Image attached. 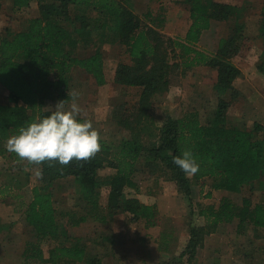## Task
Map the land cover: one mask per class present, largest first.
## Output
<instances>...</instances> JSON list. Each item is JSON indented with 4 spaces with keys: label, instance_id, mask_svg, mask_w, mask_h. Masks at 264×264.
<instances>
[{
    "label": "trees",
    "instance_id": "1",
    "mask_svg": "<svg viewBox=\"0 0 264 264\" xmlns=\"http://www.w3.org/2000/svg\"><path fill=\"white\" fill-rule=\"evenodd\" d=\"M185 4L190 7L191 20L185 37L165 39L154 27L159 18L147 14L145 18L150 27L143 26L122 0H12L15 12L36 8L38 15L29 19L22 31L6 30V36L0 37V86L7 91L10 102L0 104V142L18 134L21 127L38 117L50 115L52 110H45L49 101L71 102L69 94L74 70L84 71L100 87L106 85L101 46L93 54L81 57L79 40L85 44L95 39L100 45L107 42L123 46L130 63L118 65L114 82L120 87L141 89L137 104L130 110L124 109L118 123L131 132L130 138L122 141L119 151L113 153L102 143L100 151L87 160L73 159L68 165L56 161L40 163L42 183L32 189V200L25 211V220L33 228L36 241L25 244L22 264L81 263L84 260L89 264H103L101 259L87 254L80 237L70 238L68 246L51 249L46 257L42 243L60 235L51 189L61 180L73 178L86 202V215L78 220L76 215L71 217L70 224L74 227L89 220L103 222L108 215L110 218L125 215L131 223L144 221L146 229L158 227L160 211L157 205L144 204L125 191L137 188L134 176L142 165L149 173L166 169L179 191L191 197L193 189L189 176L173 163V158L183 151L190 150L200 165L193 175L197 182L206 178L213 180L211 190L240 193L247 186L254 189L253 185L258 184L264 193V124L256 122L251 128L243 129L228 122L231 102L219 99L216 113L207 124H202L196 112L182 118L168 116L158 128L156 142L147 146L141 140V131L151 120L154 95L168 91L174 72L185 73L202 66L214 69L216 90L232 91V98L237 97L232 85L242 72L233 58L246 48L243 10L214 0H185ZM77 8L86 15L72 16V9L76 11ZM90 10L98 15L92 25L88 22ZM261 14L258 30L264 39V6ZM213 21L233 22V27L231 34L220 40L217 52L208 54L197 45ZM65 23L74 25L73 33ZM258 70L264 75V62L258 65ZM13 156L21 160L15 153ZM106 168L115 173L102 179L99 171ZM103 187L109 190L106 213L99 200ZM211 197L210 191L207 198ZM199 216L205 224L190 228L189 240L175 264H192L205 236L215 233L220 225L236 224L239 235H244L248 227L256 231L264 229V202L253 204L250 198H244L239 205L224 197L218 206L202 208ZM160 249L171 252L166 240Z\"/></svg>",
    "mask_w": 264,
    "mask_h": 264
},
{
    "label": "rangeland",
    "instance_id": "2",
    "mask_svg": "<svg viewBox=\"0 0 264 264\" xmlns=\"http://www.w3.org/2000/svg\"><path fill=\"white\" fill-rule=\"evenodd\" d=\"M122 1L140 18L143 26L150 27L149 20L145 18L147 14H152L154 19L159 18L154 27L165 39L184 38L190 28V7L185 4V0ZM214 1L235 5L243 10L246 48L242 54L233 58V63L242 72L241 77L232 85L237 97L232 98V91L221 93L216 90L217 73L214 69L202 66L185 73L174 72L170 77L168 91L154 95L151 102L150 123L141 131L144 145L149 146L157 141L158 128L168 116L182 118L186 114L196 112L202 124H207L216 113L219 99L231 102L227 112L228 122L243 129L251 128L256 122L264 124V75L258 70V65L264 62V39L259 36L258 30L264 0ZM169 10L175 13L168 25L164 13ZM83 14L86 15L81 10L78 11V8L71 11V15L75 17ZM37 15L36 8L15 12L12 0H2L0 37L6 36V30L22 31L29 19ZM88 16L91 25L93 19L98 18L97 13L91 10ZM64 26L73 33V24L65 23ZM232 27L233 22H213L210 29L203 32L197 48L208 54H215L220 40L231 34ZM99 46L104 55L106 85L98 86L89 75L77 69L72 72L71 90L78 93L76 102L83 110L78 119L90 120L100 135V144L104 143L115 153L120 150L122 141L129 139L131 135L130 130L119 126L118 123L122 119L124 109L137 104L141 89L120 87L114 82L118 65L130 63L123 46L107 42L100 45L95 39L91 44L79 40V54L81 57L89 56ZM8 97L7 91L0 86V104H10ZM58 103L56 100L49 101L45 110L53 111ZM71 103L72 101L66 103L65 108ZM5 142H0V151L3 152L0 154V264H22L25 244L36 241L33 228L25 220V211L32 200V189L42 183V166L27 160H15L12 153L6 151ZM138 167L134 176L137 188H127L125 193L144 204L157 205L160 211L158 227L146 229L144 221L131 223L125 215L110 218L108 214V221L89 220L80 226H71L73 215H76L77 220L86 215V202L78 192L73 178L61 180L51 189L60 235L42 243L46 257L51 249L68 246L71 243L70 238L80 237L83 240L81 246L87 249V254L91 258L101 259L103 264L178 262V257L189 240L190 228L205 224L199 212L209 205L218 206L225 197L224 191L211 190V179L197 182L194 176H189L193 193L188 198L179 191L178 184L170 179L166 169L163 168V172L158 169L155 173H149L142 165ZM113 173V169L106 168L99 171L98 175L104 179ZM253 188L247 186L240 193L226 192L227 197L239 205L244 198H250L253 204L264 202L260 185L254 184ZM210 191L212 197L207 198ZM100 193V205L106 213L109 190L103 187ZM235 227L236 224L220 225L215 233L205 236L192 264H262L264 254L260 250L264 249V229L256 231L253 227H248L244 235H239ZM165 240L169 241L171 255L159 249ZM65 264L89 263L84 260L81 263L68 261Z\"/></svg>",
    "mask_w": 264,
    "mask_h": 264
},
{
    "label": "clouds",
    "instance_id": "3",
    "mask_svg": "<svg viewBox=\"0 0 264 264\" xmlns=\"http://www.w3.org/2000/svg\"><path fill=\"white\" fill-rule=\"evenodd\" d=\"M69 95L72 103L68 108L61 101L50 115L21 127L18 134L6 140V151L29 163L56 161L61 165H68L73 159L87 160L99 152L98 131L90 120L78 119L83 111L76 102L78 93L73 91ZM173 163L187 176L195 175L200 168L190 150L174 157Z\"/></svg>",
    "mask_w": 264,
    "mask_h": 264
},
{
    "label": "crops",
    "instance_id": "4",
    "mask_svg": "<svg viewBox=\"0 0 264 264\" xmlns=\"http://www.w3.org/2000/svg\"><path fill=\"white\" fill-rule=\"evenodd\" d=\"M239 1H244V0H239ZM174 13H175V12H173L172 10H169L168 12H165V13H164V15H165V19H166V21H167L166 24L169 25L170 21L173 19ZM213 22H215V21H213ZM213 22H212V23H213ZM113 174H114V173H113ZM219 192H220V191H219ZM214 194L216 195V193H214ZM224 194H225V195H224L225 197L228 196V195H227L228 193H226V191H224ZM228 225H230V224H228ZM262 230H263V229H262ZM217 239H219V238H217ZM114 240H115V238H114ZM166 243L169 244L167 241H166ZM159 249H160V248H159ZM260 251L262 252V254H264V249H263V248H261ZM163 252H165V251H163ZM165 253H168V255H171V254H170L171 252H165ZM261 263L264 264V256H263V258L261 259Z\"/></svg>",
    "mask_w": 264,
    "mask_h": 264
}]
</instances>
